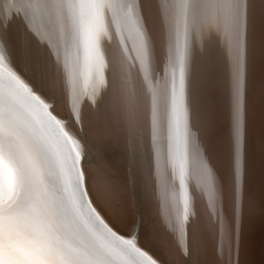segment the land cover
<instances>
[{
    "label": "clouds",
    "instance_id": "clouds-1",
    "mask_svg": "<svg viewBox=\"0 0 264 264\" xmlns=\"http://www.w3.org/2000/svg\"><path fill=\"white\" fill-rule=\"evenodd\" d=\"M163 3L156 28L140 0H0V48L24 74L7 86L35 121L0 108V264H251L252 0ZM221 66L227 184L210 144ZM109 150L119 156L109 160ZM122 166L135 169L139 200ZM141 208L150 216L143 236Z\"/></svg>",
    "mask_w": 264,
    "mask_h": 264
},
{
    "label": "bare ground",
    "instance_id": "bare-ground-1",
    "mask_svg": "<svg viewBox=\"0 0 264 264\" xmlns=\"http://www.w3.org/2000/svg\"><path fill=\"white\" fill-rule=\"evenodd\" d=\"M145 15L149 16L156 28L159 27L162 13L164 11L163 0H140ZM258 4V6H257ZM257 8L258 15L264 22V0H252L251 7ZM251 16V14H250ZM251 21H253V18ZM251 32L256 30L257 26H253ZM108 45L107 41H104ZM110 48V46H109ZM0 54L4 57V64L0 65V108L7 106L14 111L25 123L35 125L34 118L31 116L26 104L19 97L15 96L7 86L9 81L15 79V74L23 76L20 72L17 59L13 53L5 48H0ZM223 67V66H222ZM227 78L225 77V80ZM214 81L215 78H214ZM213 81V82H214ZM227 81V80H226ZM26 83L35 84L37 81L35 76L26 78ZM218 83L222 82L218 77ZM228 89V88H226ZM37 91L38 89H33ZM212 88L209 92V103L212 113V132L211 149L216 146L215 139L218 138L217 133L220 131L218 141L226 140L227 143L223 147V155L217 158V166L221 171V175L227 184L228 179V152H229V95L226 90L225 101L212 97ZM249 100L247 104V114L252 119L253 128L246 131V180L245 195L246 208L244 217V247L247 259L251 264H264V98H254ZM40 101L47 104L49 97L46 92L40 95ZM53 111H55L53 109ZM250 113V114H249ZM226 137V139H224ZM222 139V140H221ZM109 160H114L119 153L109 150L106 153ZM122 174L126 180L132 184V190L136 198H140V185L135 169L131 173L128 172L126 166L121 167ZM225 213L229 220L232 219V209L229 201H225ZM150 224V216L145 208H141V235H144L145 228Z\"/></svg>",
    "mask_w": 264,
    "mask_h": 264
},
{
    "label": "water",
    "instance_id": "water-1",
    "mask_svg": "<svg viewBox=\"0 0 264 264\" xmlns=\"http://www.w3.org/2000/svg\"><path fill=\"white\" fill-rule=\"evenodd\" d=\"M258 6V4H257ZM250 14L253 18L252 23L253 26H257L255 31L250 32V49H249V70H248V82H247V97H246V104H249V100H255L254 98H264V22L260 15H258V11L256 6L250 8ZM218 77L221 79L222 82L218 83ZM227 78L226 69L224 67L218 68L217 72L215 73V80L212 84V97L214 96V100L222 99L225 101L226 98V88L227 85ZM250 114V113H249ZM248 116V114H247ZM253 122L252 119L247 117V124H246V131L248 129L252 130ZM216 136L220 137V131H218ZM216 137V146L213 144V148L211 149L215 155L216 163L217 158L223 155V147L222 143L225 145L227 143L225 141H218ZM213 143V138L211 140V144Z\"/></svg>",
    "mask_w": 264,
    "mask_h": 264
}]
</instances>
